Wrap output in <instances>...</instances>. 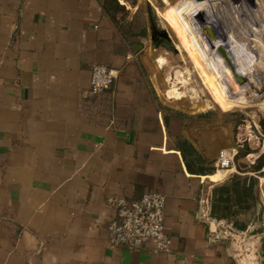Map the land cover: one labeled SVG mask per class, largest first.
<instances>
[{
	"label": "crops",
	"instance_id": "crops-1",
	"mask_svg": "<svg viewBox=\"0 0 264 264\" xmlns=\"http://www.w3.org/2000/svg\"><path fill=\"white\" fill-rule=\"evenodd\" d=\"M111 13L102 0H0V264H264L259 176L214 162L239 147L235 118L178 102L160 43L130 41ZM93 63L115 74L95 93ZM234 173L256 176L257 199L210 217L212 186ZM148 190L164 194L170 250L111 245L105 197Z\"/></svg>",
	"mask_w": 264,
	"mask_h": 264
},
{
	"label": "rangeland",
	"instance_id": "rangeland-1",
	"mask_svg": "<svg viewBox=\"0 0 264 264\" xmlns=\"http://www.w3.org/2000/svg\"><path fill=\"white\" fill-rule=\"evenodd\" d=\"M122 1L127 7L120 13L119 19L130 41H137L135 36L146 34L145 43L151 45L149 19L156 27L167 30L169 40L160 43L163 49L157 68L159 74L164 77L165 86H169V89L174 87L180 91L192 85L198 93V98L191 97L190 92L184 93L177 101L184 105H196L197 109L210 107L218 113L234 117L237 124L234 132L238 142L245 138L253 149V153L239 159V163L243 160L249 164L254 155L264 153V133L258 124V120L264 118V109L260 105H264V83L261 82L264 81V0H203L202 6L194 0ZM199 11L205 15L206 21L201 18ZM201 22H206L210 28L211 38H216L214 43L202 31ZM183 31L189 38L191 48L182 46L180 42L179 33ZM220 43L222 45L218 47ZM223 47H228L227 51L224 52ZM191 49L198 59L190 52ZM238 61H242L244 66L249 65V74L255 77L254 82H258L259 87L253 80H247V76L241 75L243 79H240L231 64ZM184 68L187 79L182 82L179 76L180 70ZM217 85L222 86L223 91L233 97L239 106L232 107L223 102ZM256 91H259L258 97ZM260 170L262 174H258L255 216L262 220L264 230V163Z\"/></svg>",
	"mask_w": 264,
	"mask_h": 264
},
{
	"label": "built area",
	"instance_id": "built-area-1",
	"mask_svg": "<svg viewBox=\"0 0 264 264\" xmlns=\"http://www.w3.org/2000/svg\"><path fill=\"white\" fill-rule=\"evenodd\" d=\"M114 70L104 64L89 67L88 90L95 93L114 78ZM219 155V156H218ZM215 164L227 168L232 163L233 151L220 149ZM104 203L113 210L106 222V236L111 245L138 249L149 242L154 251L170 250V237L164 230V194L157 190L142 192L135 199L107 196Z\"/></svg>",
	"mask_w": 264,
	"mask_h": 264
},
{
	"label": "trees",
	"instance_id": "trees-1",
	"mask_svg": "<svg viewBox=\"0 0 264 264\" xmlns=\"http://www.w3.org/2000/svg\"><path fill=\"white\" fill-rule=\"evenodd\" d=\"M102 6L106 10H111V18H114V12L125 11L123 4L118 3L117 0H102ZM181 34V33H180ZM182 37L180 41L182 43L189 42V38L186 33L183 31L181 34ZM161 58V56H160ZM182 79L185 81L187 79L185 68L181 70ZM211 74H213L211 72ZM182 81V82H183ZM218 90L221 91V96L223 102L230 106H239L235 103L234 98L228 96L222 86L217 85ZM176 89V88H172ZM186 92H194V88L189 86L185 90ZM220 93V92H219ZM264 109V105L260 104ZM258 124L261 128L262 133H264V118L258 120ZM239 147L233 152L232 163L235 165L237 171H252L255 174H262L260 168L264 163V153H259L253 156V159L249 160L250 163H245L243 160L242 163H239L238 160L244 156H249L253 153V149L248 145V142L245 138L241 139ZM257 182V178L254 175L249 176H240L237 173L232 174L227 179L215 184L211 188L210 201H209V216L215 219H229L237 211V203L247 202L249 198L250 203L252 204L254 200L257 199V191L254 189V184Z\"/></svg>",
	"mask_w": 264,
	"mask_h": 264
},
{
	"label": "bare ground",
	"instance_id": "bare-ground-1",
	"mask_svg": "<svg viewBox=\"0 0 264 264\" xmlns=\"http://www.w3.org/2000/svg\"><path fill=\"white\" fill-rule=\"evenodd\" d=\"M197 4H199L200 6H202L203 4H204V1L203 0H201V1H195ZM196 8H197V6H196ZM199 10V9H198ZM199 13H200V11H199ZM200 16H201V18L204 20V21H206L207 20V18L205 17V15H202L201 13H200ZM199 20V19H198ZM202 23V22H201ZM203 25H206V22H204V23H202ZM202 24H200V25H202ZM218 38V37H217ZM231 39V38H230ZM212 40V42L214 43V41H216V38H213V39H211ZM226 42H229V41H226ZM234 42V41H233ZM235 42H237L236 41V39H235ZM217 43V42H216ZM219 43V42H218ZM225 43V42H224ZM232 43V42H231ZM230 43V44H231ZM187 45L190 47V42H187ZM221 43L220 44H218V47H221ZM235 45V44H234ZM237 45V44H236ZM229 46V45H228ZM213 47V46H212ZM232 47V46H231ZM237 47V46H236ZM239 47H241V46H239ZM233 48V47H232ZM223 49H224V52L225 51H227V49H228V47H223ZM231 49V48H230ZM234 49V48H233ZM232 49V50H233ZM236 51V50H235ZM239 51V50H238ZM234 52V51H233ZM235 53V52H234ZM246 54V53H245ZM236 55V54H235ZM239 56L241 57L242 55H240L239 54ZM243 57V56H242ZM241 59V58H240ZM243 59V58H242ZM242 62V61H241ZM241 62L240 61H238L237 63L235 62V64H234V62H232L231 64H232V67H234V69L237 71V73H238V75H239V77H240V79L242 78L241 77V75L243 76V77H245V76H247L246 77V79L247 80H253V82L254 81H256L255 80V77L254 76H251L250 74H251V72H250V70L248 71V69H250L248 66L249 65H247V66H244L243 64H241ZM244 63V62H243ZM234 64V65H233ZM245 64H246V62H245ZM252 71V70H251ZM249 72H250V74H249ZM253 74V73H252ZM261 76V75H260ZM254 77V78H253ZM257 77H258V75H257ZM262 78H264V77H262ZM261 78V79H262ZM243 79V78H242ZM259 80V79H258ZM257 80V81H258ZM246 81V80H245ZM261 82H263L264 83V81H261ZM254 83H256V82H254ZM257 85H258V82L256 83ZM255 84V85H256ZM254 85V84H253ZM260 86V84L258 85V87ZM252 89V88H251ZM261 92V91H260ZM255 93V92H254ZM262 93V92H261ZM255 95L258 97L259 96V91L257 92L256 91V93H255ZM261 95V94H260Z\"/></svg>",
	"mask_w": 264,
	"mask_h": 264
},
{
	"label": "water",
	"instance_id": "water-1",
	"mask_svg": "<svg viewBox=\"0 0 264 264\" xmlns=\"http://www.w3.org/2000/svg\"><path fill=\"white\" fill-rule=\"evenodd\" d=\"M194 1H201V0H194ZM201 29L204 32V34L207 36V38L209 39H213L211 38V31L210 28H208L207 25H201ZM149 39L151 41V43L153 45H158L159 43L163 42L165 43V41L169 40V35L167 33V30L165 28H157L152 21L149 19ZM153 32H156V38L153 37ZM145 37H147V35H145ZM218 51L220 50V48H218ZM220 52V51H219Z\"/></svg>",
	"mask_w": 264,
	"mask_h": 264
},
{
	"label": "flooded vegetation",
	"instance_id": "flooded-vegetation-1",
	"mask_svg": "<svg viewBox=\"0 0 264 264\" xmlns=\"http://www.w3.org/2000/svg\"><path fill=\"white\" fill-rule=\"evenodd\" d=\"M143 35H144V34H143ZM156 35H157L156 32H153V37H154V38H156Z\"/></svg>",
	"mask_w": 264,
	"mask_h": 264
}]
</instances>
